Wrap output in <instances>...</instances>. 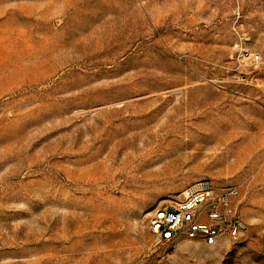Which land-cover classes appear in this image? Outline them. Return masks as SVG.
I'll use <instances>...</instances> for the list:
<instances>
[{
	"label": "rangeland",
	"instance_id": "rangeland-1",
	"mask_svg": "<svg viewBox=\"0 0 264 264\" xmlns=\"http://www.w3.org/2000/svg\"><path fill=\"white\" fill-rule=\"evenodd\" d=\"M202 179L244 232L158 244ZM0 264H264V0H0Z\"/></svg>",
	"mask_w": 264,
	"mask_h": 264
},
{
	"label": "built area",
	"instance_id": "built-area-1",
	"mask_svg": "<svg viewBox=\"0 0 264 264\" xmlns=\"http://www.w3.org/2000/svg\"><path fill=\"white\" fill-rule=\"evenodd\" d=\"M238 196L237 185H216L209 179L190 184L177 202L159 207L151 216L156 242L176 247L182 238L206 245L237 238L246 229Z\"/></svg>",
	"mask_w": 264,
	"mask_h": 264
}]
</instances>
